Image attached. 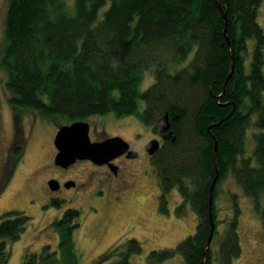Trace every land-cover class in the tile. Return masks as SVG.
<instances>
[{
	"label": "trees",
	"instance_id": "1",
	"mask_svg": "<svg viewBox=\"0 0 264 264\" xmlns=\"http://www.w3.org/2000/svg\"><path fill=\"white\" fill-rule=\"evenodd\" d=\"M6 1L0 68L12 107L50 122L111 113L165 129L168 137L154 157L160 211L167 213L166 194L176 189L175 213L188 205L196 225L147 259L179 254L184 264H238L239 204L233 194L232 214L219 228L214 199L218 184L231 176L264 226L262 0ZM13 155L17 161L21 150ZM10 216L1 220L0 235L23 229V217ZM141 251L131 240L107 250L101 262L132 264L130 256ZM62 254L47 264H77L73 248Z\"/></svg>",
	"mask_w": 264,
	"mask_h": 264
},
{
	"label": "rangeland",
	"instance_id": "2",
	"mask_svg": "<svg viewBox=\"0 0 264 264\" xmlns=\"http://www.w3.org/2000/svg\"><path fill=\"white\" fill-rule=\"evenodd\" d=\"M66 1L70 3L72 0ZM6 7L7 1L0 0V44L3 43L4 39ZM258 21L264 29V0L261 1L259 7ZM4 80L5 73L0 68V101L3 100V89L6 90ZM149 81V78L146 77L144 84ZM129 117L133 118L135 116L131 115ZM130 122V125L127 127L112 131L120 132L125 137L131 138L132 133L135 131L131 129L142 128L143 123L139 120L137 122L138 125L132 121ZM3 124L2 127H4ZM53 128L50 121L40 119V123L35 125V129L29 132L21 159L10 173L7 172L11 169L12 164L8 159L9 152H4L6 137L2 132L0 140V214L3 215L6 213V210L8 212L17 209L22 210L19 212L21 214L27 213L35 216L29 218V221L26 223L24 233L21 236V242L11 250L8 264H20L18 256L21 249L27 241L32 239L33 234L39 233L43 238L45 233H47V229L39 232L41 228L39 224L41 212L37 206L44 198L37 197L35 201H31V197L34 191H38V193L44 195L47 186H45L43 181L48 177L58 175L49 166L54 153L52 136L55 130ZM137 131L147 135V128ZM262 131L264 132V129ZM247 145L248 149L252 147L251 138L247 141ZM12 156L14 159L15 155ZM83 166L84 164L80 163L75 168ZM74 175L75 170L65 173L64 177H74ZM156 180L153 175L150 176L149 174L140 178L139 182L142 185L144 184V186L140 190L139 196L136 197L137 194H133L132 192V195L128 196L127 202H123V206H119L115 212H111V209L107 211V207L99 203L100 212L97 216L87 213L85 216L88 214L90 216L85 219V211L80 213L79 218L82 219V223L75 234V238L80 240L77 247V251L81 253L79 264H106V261L101 262L103 253L116 248L114 244L111 245L112 241L122 233L126 225L137 222V220L141 221V224L137 228L140 236V240L138 241L141 243L142 251L139 254H132L130 256L132 264H184L183 258L179 254L162 262H150L147 259V255L151 250L174 247L177 242L188 234H191L196 225L195 213L188 205L184 207L183 214L177 215L175 213V208L181 200V196L176 189H171L166 194L167 213L157 209L154 197V194L158 192ZM233 194L236 196L235 198L240 207L238 221L242 250L240 257L235 262L238 264H264V226L262 218L254 212L250 199L243 194L239 185L229 175L218 184L214 199V208L216 210V217L219 220V228H222L221 221L224 218H230L232 214L231 197H233ZM82 198H77L72 203L77 204ZM68 206L70 204L64 203L63 208H67ZM55 212L56 209L46 210L48 215H52ZM105 216L110 217L109 224L107 221L108 232L104 236H101L100 227L101 223L103 224L107 220ZM142 238L144 239L142 240ZM114 259V257L109 258L108 263Z\"/></svg>",
	"mask_w": 264,
	"mask_h": 264
},
{
	"label": "flooded vegetation",
	"instance_id": "3",
	"mask_svg": "<svg viewBox=\"0 0 264 264\" xmlns=\"http://www.w3.org/2000/svg\"><path fill=\"white\" fill-rule=\"evenodd\" d=\"M10 98L9 93L3 89V100L0 101V140L3 132L6 137L4 152H9L8 159L12 164L11 169L7 173H10L16 163L20 161L29 132L35 129V125L40 123V119H44L36 112H20L19 110H15L9 103ZM73 121H51L55 131L52 136L54 153L49 166L58 175L48 177L43 181L45 186H47L44 195L38 193V191H34L31 197V201H35L37 197L44 198L37 206L41 212L39 220L41 228L39 232L47 229V233H45L43 238L39 233L33 234L32 239L24 244L18 256L20 264L53 263L54 259L59 260L62 258V249L66 248L74 249V257L76 263L79 264L81 253L77 251V247L80 240L75 238V234L82 223V219L79 218L80 213L85 211L84 216L87 213L97 216L100 212L99 203L103 204V206L105 205L107 211L111 209V212H115L119 206H123V202H127V198L129 195H132V192L133 194H137L136 197L139 196V192L144 186L139 181L144 175H153L157 179L158 192L154 194V197L157 209L161 210V180L157 174L154 157L157 150L168 137L167 134L165 135V129H153L152 126L143 124L142 128H132L131 130L135 131L132 133V137L128 138L122 133L112 130L125 128L130 125V121L138 125L136 117L130 118L126 116L118 118L109 113L81 119L80 121L88 124L87 130L90 141L99 142L109 137L120 136L128 143V150L108 159L102 164H96L91 160L85 159L78 160L64 168L54 164V157L57 152L54 145V136L59 126L70 124ZM2 124L4 127H2ZM145 128H147V135L137 131ZM152 139H157L159 142V148L153 154L147 148V143ZM17 149L21 150V155L17 161H14L12 155ZM129 150H133L132 154H129ZM80 163L84 164V166L75 168ZM73 170H75L74 177H64L65 173L73 172ZM50 179L57 181L56 189L49 187L48 181ZM67 182L72 184L66 185L68 184ZM81 197L83 198L80 202L77 204L72 203L75 199H80ZM64 203H68L70 206L63 208ZM49 209H56V212L48 215L46 210ZM21 211L15 209L7 212L6 210V213L0 214V222L3 218H7V215H11L10 217L13 218L20 215L23 217L22 222L24 224L22 225L23 229L17 232L14 237L10 234L0 235V264H8L11 250L21 242V236L24 233L26 223L29 221V218L35 217L32 214L19 213ZM89 216V214L85 216V219ZM105 218L107 220L103 224L101 223L100 227L101 236H104L108 232L107 221L109 224L110 217L105 216ZM140 224L141 221L137 220V222L126 225L125 229L112 241L111 245L114 244L116 247L126 248L131 240H140L137 228Z\"/></svg>",
	"mask_w": 264,
	"mask_h": 264
},
{
	"label": "water",
	"instance_id": "4",
	"mask_svg": "<svg viewBox=\"0 0 264 264\" xmlns=\"http://www.w3.org/2000/svg\"><path fill=\"white\" fill-rule=\"evenodd\" d=\"M167 127V126H166ZM88 124L84 121L76 120L70 124L59 126L55 136L54 145L56 154L54 164L61 167H68L78 160H91L96 164H102L108 159L123 153L128 150V143L120 136L106 138L99 142H92L88 136ZM148 151L153 154L159 148L157 139H152L147 143ZM133 150H129L132 154ZM217 176V173L216 175ZM216 177L212 180L209 195V213L212 215V190L215 184ZM66 185L72 183L67 182ZM48 185L51 189L57 188V181L50 179ZM214 230V223L211 224L203 252V258L206 250L209 247ZM203 264V263H202Z\"/></svg>",
	"mask_w": 264,
	"mask_h": 264
}]
</instances>
